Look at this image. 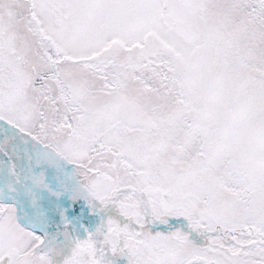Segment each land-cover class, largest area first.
Instances as JSON below:
<instances>
[{"label": "snow or ice", "instance_id": "6c2138e0", "mask_svg": "<svg viewBox=\"0 0 264 264\" xmlns=\"http://www.w3.org/2000/svg\"><path fill=\"white\" fill-rule=\"evenodd\" d=\"M0 264H264V0H0Z\"/></svg>", "mask_w": 264, "mask_h": 264}]
</instances>
